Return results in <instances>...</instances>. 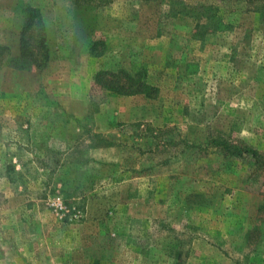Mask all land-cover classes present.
Returning <instances> with one entry per match:
<instances>
[{
	"label": "rangeland",
	"instance_id": "1",
	"mask_svg": "<svg viewBox=\"0 0 264 264\" xmlns=\"http://www.w3.org/2000/svg\"><path fill=\"white\" fill-rule=\"evenodd\" d=\"M261 4L0 0L10 58L27 5L53 53L42 70L0 69V264H264ZM120 69L159 97L95 85Z\"/></svg>",
	"mask_w": 264,
	"mask_h": 264
},
{
	"label": "trees",
	"instance_id": "2",
	"mask_svg": "<svg viewBox=\"0 0 264 264\" xmlns=\"http://www.w3.org/2000/svg\"><path fill=\"white\" fill-rule=\"evenodd\" d=\"M227 1V0H223ZM237 2H245L250 5L254 0H233ZM262 4L258 10L264 21V0H261ZM205 8V13L207 16H202L206 20L214 21L211 23L214 30L227 31L230 29L232 24H227L223 22L221 16L219 15V10H213L211 6H203ZM24 22L20 31V41H19V54L18 56H11L10 58V48L5 45H0V69L4 65L7 59H10V64L14 69L32 71V70H42L52 61V49L50 45V33L48 30V25L43 18V13L40 8H36L31 5H27L23 9ZM202 17H199L201 23L204 24ZM219 25V27H215ZM201 29H206L209 31L211 26L200 25ZM216 28V29H215ZM204 35H200V39ZM100 43L94 41L90 44L89 51L93 56H100L103 52H98V47ZM95 85L102 87L107 92L115 93L122 96H145L148 99L154 100L159 97L160 89L157 86L151 85L146 77L138 72L132 73L127 70L120 69L117 71L111 70H101L96 73L94 77ZM217 147L221 148L224 153L231 154L234 156H242V151L238 146L231 144L226 140H219L217 142ZM249 155L254 158H258V153H249Z\"/></svg>",
	"mask_w": 264,
	"mask_h": 264
}]
</instances>
